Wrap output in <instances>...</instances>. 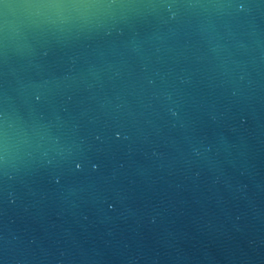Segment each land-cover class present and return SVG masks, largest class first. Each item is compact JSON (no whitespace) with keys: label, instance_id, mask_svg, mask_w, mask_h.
<instances>
[{"label":"water","instance_id":"obj_1","mask_svg":"<svg viewBox=\"0 0 264 264\" xmlns=\"http://www.w3.org/2000/svg\"><path fill=\"white\" fill-rule=\"evenodd\" d=\"M0 264H264V0H0Z\"/></svg>","mask_w":264,"mask_h":264}]
</instances>
